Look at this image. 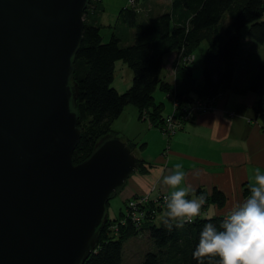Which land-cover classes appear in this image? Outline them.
Instances as JSON below:
<instances>
[{"label":"water","instance_id":"water-1","mask_svg":"<svg viewBox=\"0 0 264 264\" xmlns=\"http://www.w3.org/2000/svg\"><path fill=\"white\" fill-rule=\"evenodd\" d=\"M90 0H0V264H83L138 171L121 138L74 164L73 58Z\"/></svg>","mask_w":264,"mask_h":264},{"label":"trees","instance_id":"trees-1","mask_svg":"<svg viewBox=\"0 0 264 264\" xmlns=\"http://www.w3.org/2000/svg\"><path fill=\"white\" fill-rule=\"evenodd\" d=\"M103 8L102 0H90L84 11L82 44L73 58L72 81L76 83L77 92L73 94L71 107L82 131L73 152L74 164L90 158L100 143L115 138L113 123L129 105L137 109L138 120H148L163 133L167 131L165 102H157V90L173 103V116L180 126L187 109L197 100L213 99V108L218 98L238 83V69L244 55L248 54L244 29L252 41L264 46V0H171L168 11L148 21H140L141 10L131 4L119 14L121 21L135 30L133 42L126 46L121 45L122 38L116 31L104 42L99 18ZM204 41L208 47L203 77L199 81L193 71V54ZM173 53L177 55L173 62L175 77L168 81L162 73L165 59ZM248 55H251L254 70L245 91L257 96L254 109L264 129V63L257 53L249 51ZM118 60H123L133 73L132 86L123 93L112 87ZM127 142L135 151L137 143ZM138 163L140 173L148 172L153 166L144 157H139ZM195 193L206 197L201 208L204 212L208 204L222 207L226 202L225 195L217 189L212 194L202 188ZM191 196L186 198L191 199ZM138 197L129 199L114 219L106 212V220L94 237L93 253L83 264H123L124 243L143 233H147L154 250L150 248L146 252L142 264H197L193 252L203 226L213 223L219 229L226 218L199 215L193 223L169 230L162 222L166 203H156V198L140 205V209L145 210L141 219L132 218L129 202ZM218 261L219 257H215L212 264ZM204 264H209V258H205Z\"/></svg>","mask_w":264,"mask_h":264},{"label":"crops","instance_id":"crops-1","mask_svg":"<svg viewBox=\"0 0 264 264\" xmlns=\"http://www.w3.org/2000/svg\"><path fill=\"white\" fill-rule=\"evenodd\" d=\"M166 2L169 7L171 0ZM156 4L160 7L164 1L159 0ZM166 10L167 8L164 11ZM152 11L148 9L146 21L152 18ZM244 41L247 43L248 54L249 51L257 53L264 63V46L248 38ZM248 54L243 57L244 66L241 63L238 69L235 100L231 97V104L229 103L232 91H227L218 98L211 111L197 114L192 120L184 119L180 132L173 133L169 149L160 157V164L168 163L165 169L169 173L175 165H182V170L186 173L185 186L191 185L195 191L202 188L209 194L217 189L225 195L224 206L219 207L214 203L207 205L206 217H226L236 204L250 195V185L255 183L256 169L259 168L264 173V129L254 109L257 96L245 91L254 70V63ZM176 57L175 53L169 55L164 66L171 81L175 77L173 62ZM125 110H130L129 113L134 118L138 117L137 109L126 107ZM144 158L148 160L147 157ZM163 175L160 178L154 175L146 178L138 172L128 178L130 181L125 183L129 184L122 189L125 194L124 203L134 196L149 195L154 198L170 195V189L162 183ZM210 213L214 215L210 216Z\"/></svg>","mask_w":264,"mask_h":264},{"label":"rangeland","instance_id":"rangeland-1","mask_svg":"<svg viewBox=\"0 0 264 264\" xmlns=\"http://www.w3.org/2000/svg\"><path fill=\"white\" fill-rule=\"evenodd\" d=\"M158 1L159 0H102L104 11L99 16V18L101 24L103 25L101 34L103 36L104 42L109 41L112 32L116 31L117 34H119V36L122 38V46L131 44L134 40L135 30L121 21L122 19L119 18L121 9L130 7L131 4H136L137 8L141 10L139 14V20L143 21L146 20L148 9L153 10L150 14L152 17H156L157 14L164 12L166 8V11L169 10L166 0H163L164 4H162L160 7H158L156 4ZM163 7L164 9H162ZM227 20H229L228 16L225 18V21ZM243 38L251 39L248 36L246 29L243 31ZM207 47L208 43L204 41L199 45L193 54V71L195 77L199 81L202 80L203 77L202 71ZM262 54L264 55V50H262ZM242 65L244 66L243 62ZM162 75L166 80H172L166 69L163 70ZM132 79L133 73L128 65L123 60L116 61L112 87L123 93L131 88ZM236 79L238 80V74ZM228 91H232L230 92L229 100V103L231 104V97L232 100H235L236 91H238V83ZM155 97L157 102H161L162 100L165 102L164 116H173L174 107L170 99L167 98V96L160 90L155 92ZM127 107L136 109L132 105ZM129 111L130 110H125L122 116L113 123L114 137L124 139L125 141H129L131 143H137L134 151L136 156L138 158L140 156L147 157L149 162L153 164V166L149 167L148 172L142 173L144 177L149 178L154 175L155 177L160 178V176L162 177L163 174V177L171 174V172L169 173V171L165 169V166H167L168 163L160 164V157L167 149H169L174 134L180 132L181 126H177V130L173 135H168L165 132L163 133L160 128L152 126L148 120L140 121L138 120V117L134 118V115H131ZM192 119H194V117L188 120ZM143 144H145L144 147L140 148ZM136 173H138V171L132 173L129 176V179L130 177L136 175ZM129 179H127V181H130ZM128 184L129 182L125 183L123 187L118 189L117 193L109 201L107 211L111 219L117 217L120 210L125 208V194L122 189ZM207 215L208 213L206 211L202 214L203 217H206ZM212 215L214 214L210 213V216ZM150 244H152V242L148 240L147 233H143L140 236L128 239L124 243L123 264H142L146 252H148L150 248H152L151 250H154V246H151Z\"/></svg>","mask_w":264,"mask_h":264},{"label":"clouds","instance_id":"clouds-1","mask_svg":"<svg viewBox=\"0 0 264 264\" xmlns=\"http://www.w3.org/2000/svg\"><path fill=\"white\" fill-rule=\"evenodd\" d=\"M185 181L181 164L162 178L163 185L170 189L162 220L169 230L193 223L206 202L205 195H196L191 185L185 186ZM189 194L192 199L186 198ZM215 257H219L218 264H264V173L259 168L255 183L250 185V195L232 208L219 229L206 223L199 234L193 252L197 264H204L205 258L212 264Z\"/></svg>","mask_w":264,"mask_h":264},{"label":"built area","instance_id":"built-area-1","mask_svg":"<svg viewBox=\"0 0 264 264\" xmlns=\"http://www.w3.org/2000/svg\"><path fill=\"white\" fill-rule=\"evenodd\" d=\"M213 99L212 100H197L194 104H192L188 109H187V114L185 116V119H190L192 118L194 115L196 114H200V113H205L210 111L212 108V103H213ZM166 130L165 133H169V134H173L174 132H176L177 130V126H180L176 120L174 119V116L169 115L166 118ZM166 197H168V195L164 194V195H159L154 201L156 203H167L166 201ZM150 196L149 195H142L140 197H138L137 199L130 201L129 205L132 209V212L130 215H132V218L136 221H138L139 219H141L144 215V209H140V205H143L144 203L147 204V202L150 200ZM160 199H162V202H160ZM205 213L204 211L200 212V216H202V214Z\"/></svg>","mask_w":264,"mask_h":264}]
</instances>
